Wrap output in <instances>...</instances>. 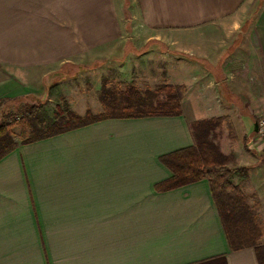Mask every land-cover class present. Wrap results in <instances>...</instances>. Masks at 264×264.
Wrapping results in <instances>:
<instances>
[{"label": "crops", "instance_id": "0c3cea01", "mask_svg": "<svg viewBox=\"0 0 264 264\" xmlns=\"http://www.w3.org/2000/svg\"><path fill=\"white\" fill-rule=\"evenodd\" d=\"M137 3L143 25L160 32L146 41L177 43L168 84L185 89L180 115L108 119L1 158L0 264H262L264 143L253 134L264 118V0ZM60 19L112 26L107 37L92 30L93 46L118 35L114 0H0L1 105L36 99L37 73L85 51V35L70 45L56 33L52 48L47 26ZM67 81L58 91L73 108ZM212 119L220 152L247 169L232 181L258 204L257 248H230L207 179L155 188L171 176L160 159L192 146L190 125Z\"/></svg>", "mask_w": 264, "mask_h": 264}, {"label": "trees", "instance_id": "16d2710c", "mask_svg": "<svg viewBox=\"0 0 264 264\" xmlns=\"http://www.w3.org/2000/svg\"><path fill=\"white\" fill-rule=\"evenodd\" d=\"M184 91L183 86L166 83L155 90L145 91H140L132 84L119 90L103 83L98 95L102 112L97 115L88 110L80 116L64 104L63 109L60 108V111L57 110L50 117L41 104H35L27 107L18 119L22 129L28 132V137L19 144L37 142L108 119L178 116ZM220 121L221 119L202 120L190 125L193 145L160 159L171 176L155 188L164 192L207 179L230 248H257L263 236L255 213L257 209L248 204L245 194L231 179L237 174L239 182H243L247 177V169L230 168L232 159L224 156L212 140L214 129ZM15 122L17 121L0 123V159L18 146L13 139L12 127ZM258 250L260 256H264V246Z\"/></svg>", "mask_w": 264, "mask_h": 264}, {"label": "rangeland", "instance_id": "374dc122", "mask_svg": "<svg viewBox=\"0 0 264 264\" xmlns=\"http://www.w3.org/2000/svg\"><path fill=\"white\" fill-rule=\"evenodd\" d=\"M259 1L255 0V3L258 4ZM114 3L118 35L114 41L102 42L100 46H93L92 32L94 31L96 38V31L99 29L100 37H107L112 26L68 25L62 19L47 26L53 30L52 48L58 44L59 36L55 35L56 33L67 34L66 39L68 38L70 45H73L71 42L75 43L78 36L82 38L85 35L89 39L84 41L85 51L82 50L70 56L69 63L54 64L43 72L37 73L36 99L22 98L19 101L15 100L13 105L0 104V123L17 121L12 131L13 139L18 144L28 137L27 130H23L18 121L27 107L41 104L50 117H53L60 108L63 109L64 104H67L70 110L86 106L92 114H95L94 111L97 114L101 111V108H98L101 106L98 95L103 83L107 87L119 90L132 84L140 91H145L155 90L164 83L168 84V81L172 79V61L179 54L176 50L177 43L174 44L165 39L146 41L148 36L160 32L152 31L143 25L137 0H114ZM71 50L72 47H70ZM40 70L42 69L38 72ZM66 80L68 81L65 84H68V87L66 85L65 87L69 89L68 94L72 98L73 108L68 104L63 92L58 91V84ZM253 136L256 141L255 133ZM213 137V142L218 145L220 138L217 139L215 135ZM234 167L235 165H230V168ZM231 179L236 181L238 175ZM257 205L254 203L250 206L258 209Z\"/></svg>", "mask_w": 264, "mask_h": 264}, {"label": "built area", "instance_id": "2783aa9c", "mask_svg": "<svg viewBox=\"0 0 264 264\" xmlns=\"http://www.w3.org/2000/svg\"><path fill=\"white\" fill-rule=\"evenodd\" d=\"M254 133L256 141L264 143V118H260L256 121Z\"/></svg>", "mask_w": 264, "mask_h": 264}, {"label": "water", "instance_id": "95a60500", "mask_svg": "<svg viewBox=\"0 0 264 264\" xmlns=\"http://www.w3.org/2000/svg\"><path fill=\"white\" fill-rule=\"evenodd\" d=\"M255 128V127H254Z\"/></svg>", "mask_w": 264, "mask_h": 264}]
</instances>
